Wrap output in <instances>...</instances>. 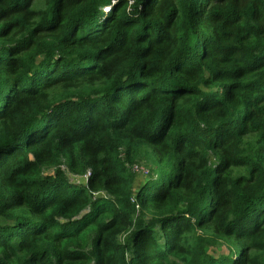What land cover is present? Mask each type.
<instances>
[{"label": "trees", "instance_id": "16d2710c", "mask_svg": "<svg viewBox=\"0 0 264 264\" xmlns=\"http://www.w3.org/2000/svg\"><path fill=\"white\" fill-rule=\"evenodd\" d=\"M36 1L0 0V264H264V0Z\"/></svg>", "mask_w": 264, "mask_h": 264}, {"label": "rangeland", "instance_id": "374dc122", "mask_svg": "<svg viewBox=\"0 0 264 264\" xmlns=\"http://www.w3.org/2000/svg\"><path fill=\"white\" fill-rule=\"evenodd\" d=\"M38 5H39V0H37L36 3H35V6H38ZM133 168L136 169V171H139V172H142V173H146L147 170H148V168L145 167L142 164H134L133 165ZM153 176H155V175H153ZM69 178H70V181L73 182V183H82V182H85L86 181L85 176L80 177V176H74V175H71L70 174L69 175ZM93 193L94 192H92V194ZM95 195L100 196V197H103V196H105L107 194L105 192H96ZM213 253L215 255H217V254H227L228 253V250H227V248L224 245H222L220 248H218V249L216 248V251H213Z\"/></svg>", "mask_w": 264, "mask_h": 264}, {"label": "built area", "instance_id": "2783aa9c", "mask_svg": "<svg viewBox=\"0 0 264 264\" xmlns=\"http://www.w3.org/2000/svg\"><path fill=\"white\" fill-rule=\"evenodd\" d=\"M133 169H134V168H133ZM134 170L136 171V169H134ZM95 193H96V192H94V193H93V195H94V196H97L98 194H97V195H95Z\"/></svg>", "mask_w": 264, "mask_h": 264}]
</instances>
